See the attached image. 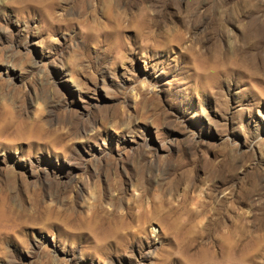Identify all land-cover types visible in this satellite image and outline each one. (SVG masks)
<instances>
[{
    "label": "rangeland",
    "instance_id": "rangeland-1",
    "mask_svg": "<svg viewBox=\"0 0 264 264\" xmlns=\"http://www.w3.org/2000/svg\"><path fill=\"white\" fill-rule=\"evenodd\" d=\"M0 264H264V0H0Z\"/></svg>",
    "mask_w": 264,
    "mask_h": 264
},
{
    "label": "bare ground",
    "instance_id": "bare-ground-1",
    "mask_svg": "<svg viewBox=\"0 0 264 264\" xmlns=\"http://www.w3.org/2000/svg\"><path fill=\"white\" fill-rule=\"evenodd\" d=\"M142 27V26H141Z\"/></svg>",
    "mask_w": 264,
    "mask_h": 264
}]
</instances>
